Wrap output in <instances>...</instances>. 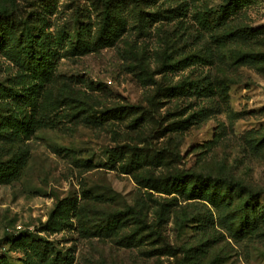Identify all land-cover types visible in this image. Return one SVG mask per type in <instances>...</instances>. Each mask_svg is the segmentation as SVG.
Instances as JSON below:
<instances>
[{
    "label": "rangeland",
    "instance_id": "obj_1",
    "mask_svg": "<svg viewBox=\"0 0 264 264\" xmlns=\"http://www.w3.org/2000/svg\"><path fill=\"white\" fill-rule=\"evenodd\" d=\"M1 13L16 40L33 15L44 55L25 61L29 89L0 42V264H264V0H0ZM178 171L217 203L154 185Z\"/></svg>",
    "mask_w": 264,
    "mask_h": 264
},
{
    "label": "trees",
    "instance_id": "obj_2",
    "mask_svg": "<svg viewBox=\"0 0 264 264\" xmlns=\"http://www.w3.org/2000/svg\"><path fill=\"white\" fill-rule=\"evenodd\" d=\"M124 1V0H123ZM113 14V15H112ZM1 15H6V13H1ZM112 16V17H111ZM4 17V16H3ZM9 17V16H6ZM5 17V18H6ZM115 17V12L111 10V6H110V1L107 4V11H106V22L104 24L105 28H108V32H113L114 27L112 24V18ZM1 18V17H0ZM33 19V15H28L25 19H22L19 21V36H20V40H16V37L14 36L13 32L9 31V30H5L2 29L0 31V42L3 43V45H1L0 47H5L3 50H7V53L9 54V56L12 58L11 60L15 61V66H17L20 74L18 75L20 77V81L19 83H24L26 84V87H28L29 89H35L37 88V86H34V84H32V80L33 78H36L38 73L36 71V68H25L26 65V60L29 62H34V63H42V57H43V52L39 53V49L38 46L40 45V42L37 41L35 39V32L33 30V27L36 26V24H34L32 22ZM3 20V19H1ZM0 20V21H1ZM76 49H80L81 48V43L77 42L75 45ZM2 51V50H0ZM53 54V53H50ZM31 83V84H30ZM174 89V87H173ZM0 95H13V90L9 89L7 87H4L2 89H0ZM186 122V120H185ZM11 125V120H9L6 124L7 127H9ZM20 126H23L24 123L20 122L19 123ZM1 131V130H0ZM3 131V130H2ZM1 133V132H0ZM1 169V167H0ZM1 172V171H0ZM200 173L197 172H187V171H178L177 173L171 175L168 178H162V177H156L155 178V186H163L165 187L164 189H175V191L177 193L180 194H187L190 198H209L210 202L212 203H217V201L215 200V195L212 194L209 191V186H198V181L197 179H199L201 176ZM154 182V181H153ZM228 184H230L231 187H233V191H235V189L237 190V193L239 194V197H243V195H250L252 194L248 188V186H246L245 184L241 183V182H228ZM260 192H257V194H260ZM257 196V195H256ZM244 203L242 204V212L244 215V220H246L247 214L249 212V205H250V198H248V200L243 201ZM132 213H137L135 212V210L133 208H128ZM134 211V212H133ZM130 212V213H131ZM163 210L160 212L159 215V220H163ZM108 220V218H107ZM146 224V222L144 223ZM118 227V217L116 215H114L110 220L107 221V223L104 225L103 228L105 229H115ZM167 249L166 253H171L174 254V250L173 248H168L166 246ZM177 251L183 252L184 257L183 258H187L190 255V248H186L185 246H180L178 248H175V253ZM191 257V256H190ZM185 258V259H186ZM185 263V260H184ZM188 264V262H187Z\"/></svg>",
    "mask_w": 264,
    "mask_h": 264
}]
</instances>
